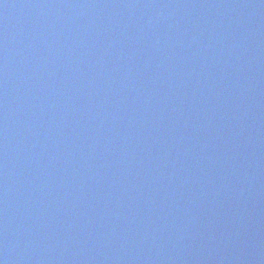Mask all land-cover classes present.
Returning a JSON list of instances; mask_svg holds the SVG:
<instances>
[{
	"label": "water",
	"instance_id": "1",
	"mask_svg": "<svg viewBox=\"0 0 264 264\" xmlns=\"http://www.w3.org/2000/svg\"><path fill=\"white\" fill-rule=\"evenodd\" d=\"M0 264H264V0H0Z\"/></svg>",
	"mask_w": 264,
	"mask_h": 264
}]
</instances>
